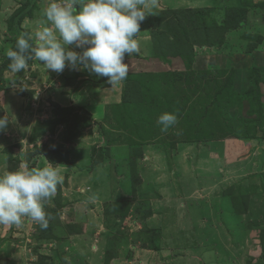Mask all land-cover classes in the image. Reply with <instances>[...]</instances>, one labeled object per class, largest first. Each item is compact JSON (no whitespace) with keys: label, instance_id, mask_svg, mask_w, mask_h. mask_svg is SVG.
<instances>
[{"label":"rangeland","instance_id":"1","mask_svg":"<svg viewBox=\"0 0 264 264\" xmlns=\"http://www.w3.org/2000/svg\"><path fill=\"white\" fill-rule=\"evenodd\" d=\"M234 1L233 6H223L230 17L226 25L231 27L232 34H224L223 38L214 34L208 37L218 48L217 52L228 60L218 62L217 69L207 70L208 74L198 75L196 80L191 76L193 83H189V91H198L199 95L191 99L190 105L179 107V120L168 131H161L159 124L154 128V112L149 111V116L144 114L143 130L151 132L161 150L156 160L147 161L150 173L158 165L163 174L161 187L172 185L168 179L169 172L172 173L179 184L174 195L183 197L176 199L178 203L170 209L177 223L160 216L149 224L144 220L152 214L149 201L157 193L147 186L144 196L140 197H145L144 201L133 193V190L137 192L136 188L126 195L125 185L131 183L132 176L128 177L123 166L115 164L112 158H126L127 152L129 158L134 157L126 145L135 134L134 127H140L135 125L139 122L133 121L129 114L113 122L112 129L108 119L104 127L93 129L86 127L92 120L84 110L78 113L79 108L51 106L49 98L43 96L45 91L54 84L74 83L64 71L54 72L49 81L35 80L33 73L27 74L26 70L8 79L2 71V67L9 69L10 63L5 53L15 48L19 35L28 33L17 26L31 15L37 18L38 24L42 22V9L48 3V0H26L20 3L19 10L12 11L13 0L9 1L10 5L5 8H10L8 15L0 18V47L4 53L0 56L4 58L0 67V90L6 87L20 91L22 111L31 113L35 121L30 122L29 135L23 141L27 146L16 145V150L14 146L5 148L7 157L3 159V167L6 171H15L24 162L30 168H42L49 162L64 170L72 165L66 148L75 140L81 147L82 158L87 154L92 160L83 169L79 168L85 172L75 176L72 181L76 183L72 185H69L71 176H64L60 170L63 182L45 207L50 216L47 228L42 229L28 218L20 226L0 225V264H66L77 242H82L85 250L96 246L97 251L102 247L101 264H175V260L176 264H264V0ZM198 10L188 16L195 24H199L205 13ZM235 27L243 28L237 32ZM39 29L32 28L31 33ZM68 47L82 51L75 45ZM32 60L28 61L29 66ZM35 66L40 72L51 71L37 60ZM172 80L169 75L161 74L164 90L174 85ZM254 97L261 102L258 107ZM149 102L154 104L153 100ZM156 113L159 116L162 112ZM116 131L129 133V139L123 138V133L119 136L123 144H114L110 136L112 133L116 136ZM59 138L67 146L53 148V141ZM208 138L211 140L206 141ZM235 149L237 154L231 155L229 152ZM190 156L188 161L186 157ZM176 161L180 162L179 168L187 166L198 174L195 185L185 186V177L178 178L174 169H167L168 176L164 177V169ZM98 162H102L97 171L102 177H88ZM110 167L112 172L107 171ZM91 178L100 185H93ZM86 181L91 185L78 186ZM134 182L135 178L131 188ZM117 188L121 195L114 193ZM102 193L106 197L101 200Z\"/></svg>","mask_w":264,"mask_h":264},{"label":"crops","instance_id":"2","mask_svg":"<svg viewBox=\"0 0 264 264\" xmlns=\"http://www.w3.org/2000/svg\"><path fill=\"white\" fill-rule=\"evenodd\" d=\"M4 1L5 0H0V18L7 16L10 11V8H5L10 5L9 1L11 0ZM25 1L26 0H13L12 11L19 10L21 4ZM218 3L214 0H158L157 6L149 8L148 11L150 14L146 15L144 21L140 24V32L137 35L140 44V52L130 56L126 54L125 56V62L129 65V73L123 82L111 86L107 82L106 77L90 74L88 71H70L66 66L64 72L71 77V82L74 80V83L69 85L54 84V86L45 91L46 94L43 95L49 98L51 106L55 104L58 108H79L77 109L78 113L80 110H84L87 116L92 120V123H89L86 127L90 126L93 129L104 127L105 119H108L110 128L112 129L114 125L111 124L113 122L116 123L119 118L122 116L127 117L129 114L132 116L133 121L139 122L135 123V125L138 124L140 127H134L135 134L132 137H130V134L127 132L120 131L121 133H118L117 127H115L118 131H116V136L113 133L111 136L110 134L107 135L114 140V144H123L121 143L122 139L119 138L123 133V138L129 139L130 137V141L126 146L130 149L129 152L134 155V157L129 158L127 156L129 154L127 151L126 158L120 159L112 157L115 164L119 163L123 166V169H125L124 171L128 172V177L132 176L131 183L127 182L125 185V194L127 195V192L131 193L132 189L136 188L137 192L133 190V193L135 196H138L137 198L143 199L144 201L145 197H140L144 196V193L147 191V186L152 189L151 191L157 193L155 197L149 201V203L151 202L150 209L152 214L149 218L144 220V222L148 224L154 222V220L160 216H167L169 219H166V221L170 220L173 223H177L170 209L174 207L173 205L178 203L176 199H181L183 197H179L178 194L174 195L178 192V188H176L179 185L178 180H174L173 174L170 172L168 176L167 169L170 171L174 169L173 172L178 178L183 179L185 177V182L179 180L183 182L185 186L195 185L196 182L194 178L198 174L193 172L194 169L187 166L179 168L177 165L180 163L179 161H176V164H171L175 161L174 159L171 163L169 162L170 165L164 169V177L167 178L168 176V179H170L169 183L172 185H163L165 188L160 186L162 183V172L157 168L158 165H155L154 172L150 173V168L147 163L149 159L156 160L157 156L161 153L159 148L160 143L156 139H152L154 136H152L149 130H143L145 126L144 114L149 116V111L154 112L153 116L156 119L154 128L159 127L157 123V118L159 116L156 112L174 113L177 116V120H179L178 114L181 112L179 107L182 106L184 108L183 104L190 105L191 99L199 95L198 91L191 90L193 93L189 91V87L193 83V78L196 80L195 78L198 75L208 74L207 70L213 72L212 68L217 69L218 62L220 64V61L223 59L228 60L226 56L217 52L218 48L216 49L215 45L210 46L201 43L203 40H206L203 32L198 30V28H193L194 24H189L190 19H188L190 12H197L196 10L198 9L206 10L208 11V18H205V25H215L218 28L217 31L226 34V36H230L233 30L226 25L227 13L223 6H233L236 2L234 0H218ZM212 17H214L215 20ZM36 19L37 18L33 15L29 17L26 16L17 28H25L28 33H31L32 28H40L42 22L47 23L43 20L38 24V20ZM182 21L186 28L180 27ZM238 28L242 29L243 27H235L234 29L238 32ZM1 36L2 35H0V38ZM2 54L4 53L1 51L0 47V56ZM32 62L33 66H29L28 69H26V73H33L32 77H35V80L45 79L49 81L48 77L55 74L54 72L51 73V71L40 72L41 69L35 66V58H33ZM3 63L4 58L0 57V67H2ZM3 69L2 67L3 74H5L8 79H11L14 73L9 69H7L9 70L8 72H6V69ZM161 74L165 76L169 75L174 79L172 80L174 85L169 90H164V83L160 82ZM183 75L184 78L181 80ZM191 76H194L192 80L190 79ZM19 92L20 91H17L16 88L11 90L5 87V89L0 90V117L8 116L10 118L7 127L3 131H0V174L6 171V168L3 167V159L7 157L5 148L14 146V150H16V145L27 146V143L23 141L29 135L28 129L31 126L30 122L32 121L33 124L35 121L31 113L22 111L23 106H21V104L23 94ZM185 97H187V99H185ZM149 100H153L154 104L150 103ZM240 121H243V119ZM59 140L53 141L51 146L53 148L58 146L64 148L67 146L61 138H59ZM207 140L209 141L211 139L208 138L206 141ZM49 144H51V141H49ZM77 144V140H75L70 148H66L69 157L68 162L72 165L67 166L68 168H64L65 171L60 169L64 173V176H71L69 177V185L76 183L73 182L75 176L85 172V170H80L79 168L83 169V167L89 165L92 160V156H87V154H84V158H82L79 153L80 145L78 147ZM236 152L237 149L234 151L231 150L229 153L234 155V153L237 154ZM211 154L212 153H210V155ZM249 158L250 157L247 159ZM186 159L190 161L191 156L189 158L186 157ZM104 161L106 162V160ZM108 162L112 163L111 161ZM101 163L102 162H98L93 165V169L88 173V177H102L101 174L97 172ZM204 165L207 167V162L204 161ZM112 170L110 167L107 171L112 172ZM103 176H106V174ZM134 178L136 182H134V187L132 186L131 188ZM91 179L90 181H94L93 178ZM86 183L91 185L89 181H86L83 182V184H78V186L81 185L83 187ZM98 183V180L94 181L93 185L99 186L100 184ZM184 189L186 192L190 190H188L187 187ZM114 193L118 195L122 194L119 188H117ZM104 196L105 195L102 193L99 199L102 200L106 197ZM117 199H119V197H117ZM179 204L183 205L184 202H179ZM162 226L163 223L161 224V228ZM95 248L96 246L92 247L91 250L89 248L85 250L82 242L75 243L74 246H72V256L69 258L70 261L66 264H84L85 262L88 264H101L103 248H97L98 252Z\"/></svg>","mask_w":264,"mask_h":264},{"label":"clouds","instance_id":"3","mask_svg":"<svg viewBox=\"0 0 264 264\" xmlns=\"http://www.w3.org/2000/svg\"><path fill=\"white\" fill-rule=\"evenodd\" d=\"M158 0H48L42 9L47 22L34 33H22L15 48L7 49L12 73L28 69L33 57L46 70L62 73L65 67L107 78L113 86L123 82L129 73L126 54H138L137 35L140 24L157 6ZM82 49L77 52L68 46ZM10 118L0 117V131ZM161 131L177 123L174 113L164 112L157 118ZM63 182L59 168L47 163L30 168L22 163L15 171L0 174V225L20 226L28 218L42 229L50 219L45 211L47 202Z\"/></svg>","mask_w":264,"mask_h":264},{"label":"trees","instance_id":"4","mask_svg":"<svg viewBox=\"0 0 264 264\" xmlns=\"http://www.w3.org/2000/svg\"><path fill=\"white\" fill-rule=\"evenodd\" d=\"M199 11V10H198ZM201 11V10H200ZM203 12H205L204 14H203V16H202V19H200V21H199V24L197 23V24H195L194 22H192L191 20H190V23L189 24H194L193 25V28H198V30H200L201 32H203V35H204V37H205V39L206 40H203L201 43H205V44H208V45H210V46H213V45H215L214 44V42L213 41H208V37H212L213 36V34L214 35H216L217 37H219V38H223V36L222 35H224L222 32H219V31H217V27L215 26V25H205V18L207 17L208 18V11H203ZM185 17H186V15H185ZM184 17V18H185ZM169 21H170V19H169ZM178 22V21H177ZM230 22V17L227 15V19H226V23H229ZM181 28H186V27H184V25H183V21H182V24H181V26H180ZM228 27H230L229 25H228ZM167 28V27H166ZM225 28V27H224ZM227 28V27H226ZM217 31V32H216ZM207 35V38H206V35ZM216 43V42H215ZM254 100H255V102H257L255 105L258 107L259 105H260V101L259 100H256L257 98H253ZM48 155L50 156V153H45V156H47L48 157Z\"/></svg>","mask_w":264,"mask_h":264}]
</instances>
